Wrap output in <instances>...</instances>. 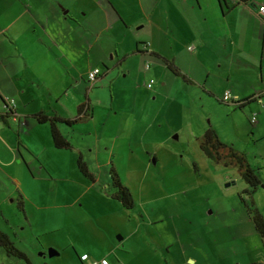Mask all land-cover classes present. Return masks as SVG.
Instances as JSON below:
<instances>
[{"label":"rangeland","instance_id":"1","mask_svg":"<svg viewBox=\"0 0 264 264\" xmlns=\"http://www.w3.org/2000/svg\"><path fill=\"white\" fill-rule=\"evenodd\" d=\"M111 1L120 6L117 0ZM157 1L142 0L144 10ZM105 3L108 4V0ZM123 4L130 9V15L122 11L126 25L115 17L114 26L104 29L99 54L91 52L90 57H86L68 50L67 58H71L73 65L71 94L81 101L87 100L93 109V117L84 124L78 123V128L84 125L83 131L76 129L67 137L72 149L41 150L31 165H15L14 171L13 167H5L3 171L9 176L0 171V231L7 234L17 248L31 251L36 262L53 261L55 256L49 254V249H53L49 245L50 238H64L71 230L85 234L90 228H102L105 224L97 214L106 211L107 205L99 195L107 197L114 190L110 184L105 185L110 180L111 162L121 182L133 194L135 208L130 210L134 217L139 220L142 213L146 216L159 214L164 218L153 226H164L168 230L170 248L178 264H184L180 256L183 248L187 256L198 255L195 263L193 256L188 258L189 264H243L258 260L255 256L264 257V240L254 230L239 198L248 185L236 168L207 158L198 142L207 128H214L223 142L244 151L251 166L261 168L262 176L264 103L252 101L239 107L236 101L225 102L221 97L225 90L238 97L241 93L230 90L231 87H238L242 92L241 88L249 84L244 81L247 73L236 66L227 81L222 75L227 68L219 67L215 48L205 51V55H196L195 44L191 50L187 47L191 42L180 44L187 40L180 31L140 33L141 39L137 41L141 45L152 44L153 34V42L162 56L172 60L187 76L188 82L173 74L154 54L137 52L133 35L142 29L140 26L144 22L139 18L143 12L134 11L131 0ZM97 15L89 11L87 18L97 20ZM98 27L100 23L92 28L94 32ZM176 38L181 42L177 44ZM243 43L237 49L241 56L251 60V64L255 63V84L261 85L263 33L249 31ZM124 54H127L125 60L119 65ZM94 67L102 74L91 84L87 76L89 71H86ZM66 79L69 81L68 75ZM206 79L207 86L204 85ZM62 83L60 76L55 85ZM210 89L216 95L207 91ZM11 133L15 139L16 132L12 130ZM74 144L80 147V152ZM79 154L97 181L93 182L78 170ZM259 189L264 191L263 186ZM254 195L255 192L253 198ZM244 197L251 204L249 197ZM19 200L23 201L22 208L18 206ZM258 200L261 210L255 205L264 217V195ZM71 214L75 220L66 217ZM120 218L114 215L113 219ZM42 230L48 233L41 236L48 249L43 247L44 251L33 253L36 246H44L34 238L33 231ZM126 230L123 228L119 234L124 236ZM105 250V247H97V252ZM150 260H144V264H152L153 258ZM0 264L26 263L9 256L0 247Z\"/></svg>","mask_w":264,"mask_h":264},{"label":"crops","instance_id":"2","mask_svg":"<svg viewBox=\"0 0 264 264\" xmlns=\"http://www.w3.org/2000/svg\"><path fill=\"white\" fill-rule=\"evenodd\" d=\"M78 1L0 0V114L4 113L6 99L14 100L15 110V120L0 118V171L8 176V172L3 171L5 167H13L14 171L15 165L22 166V163L31 165L38 151L57 149L50 139L49 127L44 125L47 123H39L34 114L41 112L49 116L71 118L76 115L78 105L83 102L78 96L71 94L70 70L73 65L71 58L68 59L69 52L76 51L86 57H90L91 52L99 54L104 29L114 26L115 17L125 24L122 11L130 15V9L124 8L123 4L127 0H117L120 6H116L111 0H108V4L105 0ZM131 1L134 11L143 12L139 19L144 22L140 26L142 29L133 35L134 41H140L139 36L146 35L149 31L154 33L180 31L183 33V39L187 40L180 43L181 41L176 38L177 44L191 42L192 45L187 46L189 50L195 44L193 49L196 55H205V51L215 48L219 67L227 68L222 72L227 81L233 76L234 67L244 69L243 73H247L248 76L244 81H249V84L244 86L245 89L241 88L242 92L238 87L230 89L241 93L239 96L236 94L239 99L254 94V97L257 96L261 100V104L264 103L262 99L264 64L261 85H256V72L253 70L255 63L251 64V60L241 56L237 49L244 45L243 41L249 31L257 33L260 30L264 37V24L256 12V7L264 3V0H164L162 3V0H158L157 4L152 3L148 10H144L145 4H142V0ZM89 11L98 13L97 20L95 17L87 18ZM85 18L87 19L84 20ZM97 23H100V27L94 32L92 28ZM175 36L176 34L173 38ZM150 38L152 44L147 43L150 44L148 49L162 56L161 50L157 49L153 42V34ZM90 40L93 44H89ZM115 51L118 56V50ZM126 55L124 54L118 61L119 65L125 60ZM91 69L93 68H88L86 72ZM67 75L69 81L66 79ZM60 76L63 83L55 85ZM206 83L207 79L204 81L205 86L208 85ZM207 91H212L216 95L211 89ZM69 94L73 96L72 99ZM80 124L71 127L59 125V129L69 137L76 129L83 131L84 125L78 128ZM12 130L16 132L15 139ZM76 147L80 152V147L77 145ZM260 177L264 180V172ZM11 179L20 185L16 178ZM95 181L97 180L93 178V182ZM109 184V181L105 183L106 186ZM263 192L258 187L255 195L263 196ZM255 195L254 198L252 195V199L261 210L258 197ZM99 196L107 204L106 211L97 214L104 219L103 227L94 230L90 228L85 234L71 230L64 238L62 236H55V240L50 238L52 242L49 245L53 249L49 250L54 252L52 256H55L53 261L36 262V258L31 256V251L18 248L25 252L34 264H89L90 261L102 257H106L109 264H144V260L148 262L150 258H153L152 264L179 263L170 248L172 244L169 242L168 230L164 226H153L155 223L163 222L162 216L156 214L155 216L159 218L154 219L155 216L140 213L138 220L131 210L123 208L118 201L110 197V194L107 197ZM114 215H120L122 218L115 221ZM66 217L75 220L73 214ZM123 228H127L124 236L119 234ZM47 234L44 230L33 231L34 238L42 245L44 243L41 236ZM43 247L48 249L45 245H38L32 252L43 250ZM97 247H105L106 250L97 252ZM82 254L88 255V261H83L84 263L80 261L79 257ZM180 256L184 264H189L187 259L191 256L194 263L198 259V255L187 256L184 248ZM255 258L258 260L252 259L243 264L264 263L263 256Z\"/></svg>","mask_w":264,"mask_h":264},{"label":"trees","instance_id":"3","mask_svg":"<svg viewBox=\"0 0 264 264\" xmlns=\"http://www.w3.org/2000/svg\"><path fill=\"white\" fill-rule=\"evenodd\" d=\"M142 46V47H141ZM148 44L145 43L141 45L137 42L136 51L137 52H145L154 54V56L159 57L162 62L165 64L166 68L169 69L173 74L180 76L184 81H189L187 76L181 72V70L174 64L172 60H169L165 57L159 56L156 53H153L148 49ZM102 74L99 70L97 78ZM96 81V80H95ZM94 81V82H95ZM93 82V83H94ZM91 83V84H93ZM254 94H251L245 98H242L241 103L238 104L239 107H242L244 104L250 103L252 101H258L259 99L254 97ZM4 110L2 115L0 114V118H4L7 120H15V116L12 115L13 109ZM92 107L88 103L87 100L81 102L77 107V112L74 117H62L58 115H46L44 113H36L34 117L39 123H47L50 129V135L52 139V143L57 149H72V144L70 140L60 131L59 125H64L71 127L77 123L86 122L92 115ZM15 111V110H14ZM13 111V112H14ZM251 121V120H250ZM253 123V122H251ZM199 148L202 153L212 161L218 164H222L225 167H234L236 168L238 174L243 179V181L248 185L242 190V194H239V198L243 205L245 206L247 213L252 221L255 231L257 232L260 238L264 239V219L256 207L254 200H251V196L255 192L256 188L263 186L264 180L259 175V168L251 166L248 161L247 155L244 151H240L236 149L231 144H227L223 142L214 128H207L203 134L198 138ZM76 165L78 170L85 176L91 177L90 173L87 170V166L85 161L83 160L81 154L77 156ZM109 174V182L113 187V191L110 193V197L116 201H118L121 206L127 210L135 208V201L133 198V194L129 188H127L120 180L119 174L116 171L114 165L110 162V166L108 169ZM93 179V178H92ZM244 196H248L249 200H251V204H249ZM18 206L20 208L23 207V201L19 200ZM0 247L4 249V251L14 258L23 260L26 264H34L32 263L28 256L14 246V244L10 241L7 234L0 231ZM87 255V254H84ZM83 254L80 255V261H85L82 258ZM88 257V255H87ZM106 258V257H102ZM100 258V259H102ZM99 259V260H100ZM107 259V258H106ZM108 260V259H107ZM98 261V260H96ZM84 263V262H83ZM46 264V263H43ZM252 264H263V263H252Z\"/></svg>","mask_w":264,"mask_h":264},{"label":"built area","instance_id":"4","mask_svg":"<svg viewBox=\"0 0 264 264\" xmlns=\"http://www.w3.org/2000/svg\"><path fill=\"white\" fill-rule=\"evenodd\" d=\"M233 1H235V0H233ZM256 12H257V15L260 17V19L262 20V23L264 24V3H262L256 7ZM98 73H99L98 68L91 69L88 72L87 76H88L90 83H93L97 79ZM151 82L152 81H150L148 83V87H150ZM230 96H231L230 93L228 91H225L222 98L225 102H227V101H238L239 100L238 97L231 96V98H230ZM259 101L261 102V100H259ZM7 109H11V110L13 109V111H14V100L13 99H11V100L6 99L5 100L4 110L8 111ZM13 111H11L12 115L15 114V111L14 112ZM254 119H255V115L251 119V122H253ZM82 258H83V260L88 261L87 255H83ZM89 264H109V262L106 258H102L98 261H90Z\"/></svg>","mask_w":264,"mask_h":264},{"label":"clouds","instance_id":"5","mask_svg":"<svg viewBox=\"0 0 264 264\" xmlns=\"http://www.w3.org/2000/svg\"><path fill=\"white\" fill-rule=\"evenodd\" d=\"M260 100V99H259ZM234 102V101H231ZM260 102V101H259ZM236 103L240 104L241 103V99H239L238 101H236ZM261 103V102H260Z\"/></svg>","mask_w":264,"mask_h":264},{"label":"water","instance_id":"6","mask_svg":"<svg viewBox=\"0 0 264 264\" xmlns=\"http://www.w3.org/2000/svg\"><path fill=\"white\" fill-rule=\"evenodd\" d=\"M49 254H50V256H52L54 254V252H52L51 250H49Z\"/></svg>","mask_w":264,"mask_h":264},{"label":"flooded vegetation","instance_id":"7","mask_svg":"<svg viewBox=\"0 0 264 264\" xmlns=\"http://www.w3.org/2000/svg\"><path fill=\"white\" fill-rule=\"evenodd\" d=\"M261 187V186H260ZM257 189V188H256ZM252 197V196H251ZM251 200H253L252 198H251ZM254 202V201H253ZM257 207V206H256Z\"/></svg>","mask_w":264,"mask_h":264}]
</instances>
